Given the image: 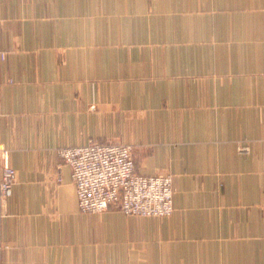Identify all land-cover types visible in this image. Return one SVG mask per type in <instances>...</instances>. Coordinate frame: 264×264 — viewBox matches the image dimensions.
Wrapping results in <instances>:
<instances>
[{
    "label": "crops",
    "instance_id": "crops-1",
    "mask_svg": "<svg viewBox=\"0 0 264 264\" xmlns=\"http://www.w3.org/2000/svg\"><path fill=\"white\" fill-rule=\"evenodd\" d=\"M0 52V264H264V0H0ZM108 140L169 216L79 210L57 147Z\"/></svg>",
    "mask_w": 264,
    "mask_h": 264
},
{
    "label": "built area",
    "instance_id": "built-area-1",
    "mask_svg": "<svg viewBox=\"0 0 264 264\" xmlns=\"http://www.w3.org/2000/svg\"><path fill=\"white\" fill-rule=\"evenodd\" d=\"M0 58H4V52H0ZM57 153L70 168L81 212L100 213L112 206L127 216L159 218L172 213L175 187L171 174L139 173L130 144L116 140L88 141L59 146ZM3 155L0 203L9 196L15 180V170Z\"/></svg>",
    "mask_w": 264,
    "mask_h": 264
},
{
    "label": "rangeland",
    "instance_id": "rangeland-1",
    "mask_svg": "<svg viewBox=\"0 0 264 264\" xmlns=\"http://www.w3.org/2000/svg\"><path fill=\"white\" fill-rule=\"evenodd\" d=\"M116 141H117V140H116ZM243 147H246V146L243 145L242 148H243ZM238 149H239V147H238ZM115 210H119V209H116V208H115ZM119 211H120V210H119ZM129 217H133V218H143V217H139V216H129ZM157 218H158V217H157ZM159 218H160V217H159Z\"/></svg>",
    "mask_w": 264,
    "mask_h": 264
}]
</instances>
